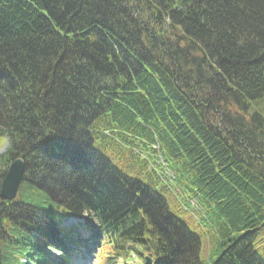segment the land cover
<instances>
[{"label":"trees","instance_id":"16d2710c","mask_svg":"<svg viewBox=\"0 0 264 264\" xmlns=\"http://www.w3.org/2000/svg\"><path fill=\"white\" fill-rule=\"evenodd\" d=\"M263 96L264 0H0V184L25 163L0 198L1 263L73 264L88 245L55 214H74L88 243L102 238L100 264L130 251L203 264L165 199L93 145L101 125L142 137L151 124L223 215L210 264H264V118L250 111Z\"/></svg>","mask_w":264,"mask_h":264},{"label":"rangeland","instance_id":"374dc122","mask_svg":"<svg viewBox=\"0 0 264 264\" xmlns=\"http://www.w3.org/2000/svg\"><path fill=\"white\" fill-rule=\"evenodd\" d=\"M250 111H257L264 118V96L251 103ZM148 125L150 128L142 137H136L139 132H136L135 136H129L114 130L110 125H101L100 128L104 129L105 134L93 133V145L117 168L128 176L140 180L165 199L172 214L182 219L191 231L198 235L201 240V260L203 264H210L214 259L211 250L219 236L218 225H221L223 215L219 216L215 208L206 205L205 202L202 203L203 200L192 193L193 186L190 182L192 175L186 172V170L191 172L190 165L177 151L171 153L165 139L159 135L157 136L159 141L152 140L153 135L159 133V127ZM5 142L6 138L0 136V151ZM71 222L67 224L75 221ZM84 230L86 229L83 226L77 229L78 232ZM254 248L264 260V223L257 230ZM93 256L94 253H91L76 257L74 261L78 262L77 264H95Z\"/></svg>","mask_w":264,"mask_h":264},{"label":"water","instance_id":"95a60500","mask_svg":"<svg viewBox=\"0 0 264 264\" xmlns=\"http://www.w3.org/2000/svg\"><path fill=\"white\" fill-rule=\"evenodd\" d=\"M22 171L23 164L20 160H15L11 163L1 184L0 194L2 198L11 200L15 197L22 178Z\"/></svg>","mask_w":264,"mask_h":264}]
</instances>
